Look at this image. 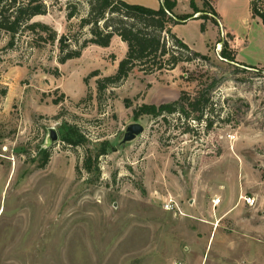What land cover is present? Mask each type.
Listing matches in <instances>:
<instances>
[{"label": "rangeland", "instance_id": "1", "mask_svg": "<svg viewBox=\"0 0 264 264\" xmlns=\"http://www.w3.org/2000/svg\"><path fill=\"white\" fill-rule=\"evenodd\" d=\"M46 3V16L31 22L55 29V42L26 30L10 46L0 31V264H264V23L252 0H195L206 10L173 32L206 60L135 68L102 92L97 80L115 73L126 43L90 44L60 63L59 38L78 34L89 5ZM193 12L191 0H177L178 16ZM213 81L201 121L135 115L145 103L193 98ZM136 122L144 132L119 146ZM69 125L79 129L77 145L63 139ZM51 127L59 138L48 146ZM168 199L179 210H166Z\"/></svg>", "mask_w": 264, "mask_h": 264}, {"label": "trees", "instance_id": "2", "mask_svg": "<svg viewBox=\"0 0 264 264\" xmlns=\"http://www.w3.org/2000/svg\"><path fill=\"white\" fill-rule=\"evenodd\" d=\"M89 5V11L86 16L81 17L78 25V34L69 38L71 41L79 43L80 37L84 35L83 30L88 29L86 37L77 48L71 47V41H68L66 35L59 38V48L61 55L60 63H66L68 60L80 57L83 49L90 44L101 47H109L115 36L126 43L127 50L125 56L119 61L115 73L104 76L97 80L98 90H106L110 85H115L126 78L135 69L138 68L143 73H152L176 68L182 62L194 61L198 58L207 59L198 51L192 49L186 42L179 38L173 32V26L194 17L198 12L203 13L205 8H199L195 0H191L194 12L184 16H178L175 13L177 0H163L159 8H150L147 6L133 4L124 0H85ZM77 4V3H76ZM68 18L78 15L79 10L76 5L68 7ZM252 10L258 15L264 23V6L259 5V0H252ZM48 12L46 0H0V31L4 30L10 33L9 45L12 46L17 34L29 30L39 35V40L55 42L57 40V31L50 25L31 20L37 15H44ZM213 13V12H212ZM208 14H211L209 11ZM215 16V14H212ZM41 31H48L47 39L41 34ZM167 36L172 39L173 47L168 46ZM222 56L229 62H234L232 52L227 43L222 46ZM188 55L184 57V54ZM98 75L99 70L92 72ZM88 79V78H87ZM86 79V80H87ZM217 82L213 81L203 91L193 97H181L179 100L170 103L142 104L136 112V116L147 114L152 117H166L175 112L191 117L194 120L201 121L206 109L210 103V91ZM56 103H59L56 100ZM193 114V115H192ZM211 126L212 123H208ZM68 135L63 139L72 145H77L73 139L79 132L78 127L69 125ZM104 152V151H100ZM50 158L49 151L43 154V161L40 164L44 167Z\"/></svg>", "mask_w": 264, "mask_h": 264}, {"label": "water", "instance_id": "3", "mask_svg": "<svg viewBox=\"0 0 264 264\" xmlns=\"http://www.w3.org/2000/svg\"><path fill=\"white\" fill-rule=\"evenodd\" d=\"M144 132V126L138 122L130 124L126 132L124 134V137L122 141L119 143V146L126 144L128 141H131L135 139L138 135L142 134ZM59 138V134L56 130V128L51 127L49 129V137H48V146L53 144L55 141H57Z\"/></svg>", "mask_w": 264, "mask_h": 264}, {"label": "built area", "instance_id": "4", "mask_svg": "<svg viewBox=\"0 0 264 264\" xmlns=\"http://www.w3.org/2000/svg\"><path fill=\"white\" fill-rule=\"evenodd\" d=\"M245 200L247 203H249L250 205H254L256 202V199L254 197H245ZM164 208L166 210H179V205L178 203H176L173 199H168L165 203H164Z\"/></svg>", "mask_w": 264, "mask_h": 264}, {"label": "crops", "instance_id": "5", "mask_svg": "<svg viewBox=\"0 0 264 264\" xmlns=\"http://www.w3.org/2000/svg\"><path fill=\"white\" fill-rule=\"evenodd\" d=\"M46 15L44 14V15H37V16H35L34 18L35 19H38V18H44ZM42 20H44V19H42ZM115 38H119L118 36H115L114 38H113V40H115ZM113 40H112V42H113ZM227 213V212H226Z\"/></svg>", "mask_w": 264, "mask_h": 264}]
</instances>
